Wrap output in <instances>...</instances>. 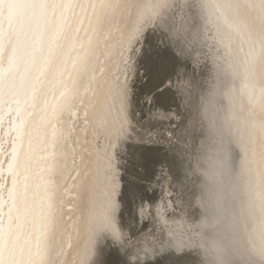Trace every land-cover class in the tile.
<instances>
[{"label":"snow or ice","instance_id":"snow-or-ice-1","mask_svg":"<svg viewBox=\"0 0 264 264\" xmlns=\"http://www.w3.org/2000/svg\"><path fill=\"white\" fill-rule=\"evenodd\" d=\"M152 7L163 9L154 22L148 16ZM220 7L238 35L247 32L250 40L259 41L262 75L255 87L264 95V0L258 34L242 0H225ZM207 8L205 0H0V264H79L86 252L83 240L68 241L84 232L76 215L83 214L86 225L95 210V197L89 195L96 190L95 161L90 141L73 139L80 145L77 152L67 147L66 133L88 131L95 137V124L109 135L121 130L116 126L127 95L120 79L123 75L126 81L128 72L124 44L147 23H153L164 50H174L175 63L212 57L219 69V53L201 37ZM114 48L118 51L111 55ZM117 56L124 67L114 74ZM105 57H110L108 72L94 79ZM85 77L90 97L81 95ZM78 111L86 128L69 129L67 117ZM243 120L236 125L241 148L234 159L258 170L264 226V118L259 131L249 117ZM72 173L73 180L79 178L75 205L65 202L69 189L63 184ZM69 207L73 210L66 212ZM113 210L110 206L104 220ZM208 226L205 217L200 228ZM157 243L163 245L154 240L153 248ZM250 248L256 264H264V242H252Z\"/></svg>","mask_w":264,"mask_h":264},{"label":"rangeland","instance_id":"rangeland-1","mask_svg":"<svg viewBox=\"0 0 264 264\" xmlns=\"http://www.w3.org/2000/svg\"><path fill=\"white\" fill-rule=\"evenodd\" d=\"M148 3L154 4L155 0ZM162 11V8L152 7L148 16L154 22ZM127 22L128 17H125V24ZM201 37L214 47L213 41L202 32ZM226 41L225 37V44L219 47L220 58L216 61L219 70L230 61L226 57L229 48ZM117 51L114 48L111 55H116ZM173 52L164 50L153 23H147L130 43L124 44L123 57L128 60V72L126 81L123 75L120 79L125 82L127 95L121 122L116 126L121 130L109 135L102 125L95 124V137L88 131L66 133L67 147L74 146L77 152L80 145H73V139L90 141L88 147L95 161L92 175L96 190L89 193L95 197V210L87 217L86 225L84 215H76V222L84 227V232L68 241L69 245H74L83 240L86 252L82 253L79 264H218L221 251L228 256L226 246L223 247L228 240L246 245L250 258L255 261L250 245L264 242L250 204L251 174L241 177L243 203L231 207L215 183L210 159L206 154L205 158H200V151L196 149L198 142L205 140L202 130L204 123L208 124V117L206 110L194 112L193 101L206 91L202 77L215 67L213 59L181 58L177 64ZM109 58L102 59L94 79L108 72ZM123 67L117 56L113 73L118 69L122 71ZM171 70H178L184 78L173 98L166 86ZM89 88L88 77H85L82 97L91 96ZM229 94L226 89L213 98L224 108ZM83 119L79 111L69 115L67 127L84 129ZM205 131L206 140L214 146L216 139L211 137L216 136V128L213 123L207 125ZM60 143L65 145L63 140ZM72 176L75 173L66 177L63 184L69 189L65 202L75 205L79 198L75 187L79 178L73 180ZM243 182L245 185L247 182L248 188L243 187ZM110 206L114 210L111 217L104 220ZM72 210L69 207L66 212ZM205 217L209 226L201 230ZM154 240L163 241V245L157 243L153 248ZM228 262L232 264L230 259Z\"/></svg>","mask_w":264,"mask_h":264},{"label":"bare ground","instance_id":"bare-ground-1","mask_svg":"<svg viewBox=\"0 0 264 264\" xmlns=\"http://www.w3.org/2000/svg\"><path fill=\"white\" fill-rule=\"evenodd\" d=\"M242 2L249 6L251 13L249 23L253 32L258 34L261 27L259 13L261 0H242ZM205 3L208 8L203 13L204 18L200 21L201 32L213 41V49L218 53H220V45L225 44L223 41L226 37V43L229 46L226 57L230 61L222 70H219L215 65L210 73L202 77L206 82V91L198 100L193 101V110L196 113L198 109H202L204 112L206 110L207 125L210 126L213 123L216 128V136L211 137L212 139L215 138L216 142L213 146V143L210 144L206 140L208 136L206 135L207 131H205L207 125L204 123L206 127L203 125L205 129L203 127L202 131L205 140L199 141L196 149L198 152L200 151V158H205L204 155L206 154L210 159L215 183L219 190L225 194L231 207L236 203H243L240 192L242 188L241 177L247 173L251 174L253 184H250L252 187L250 204L255 222L262 230L264 226L261 224L258 170L255 167H245L242 161L234 159L235 151L241 148L235 133L236 125L238 123L243 124V118L249 117L257 125L256 130L259 131V122L264 118V95H261L258 88L255 87L262 75V70H258V67L260 68L261 45L258 40H250L247 32L244 37H241L235 28L229 24L224 10L220 7L225 3V0H205ZM167 78L166 86L169 89V94H173V98L176 87L182 85L184 78L178 70L168 72ZM84 85L85 81L82 89ZM226 89L230 94L227 96L223 108L215 102L213 96L216 93H225ZM253 96H255V102H253ZM207 130L209 131V129ZM243 187L248 188L247 182L246 185L244 183ZM252 194L254 195L252 196ZM225 246L228 256L221 251L218 264H227L229 259L232 264H256L253 258H250V251L246 245L228 240L224 243L223 247Z\"/></svg>","mask_w":264,"mask_h":264}]
</instances>
